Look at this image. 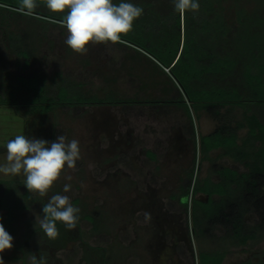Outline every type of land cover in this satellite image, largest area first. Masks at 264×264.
<instances>
[{
	"label": "rangeland",
	"instance_id": "obj_1",
	"mask_svg": "<svg viewBox=\"0 0 264 264\" xmlns=\"http://www.w3.org/2000/svg\"><path fill=\"white\" fill-rule=\"evenodd\" d=\"M261 1L242 0L250 9L262 5ZM67 35L62 25L42 23L0 6L2 94L13 92L10 84L29 82L18 79L17 73L45 81L60 73L81 84L80 96L148 101L65 104L33 114L0 103V165L7 163V141L20 134L44 139L49 145L63 134L67 141L78 140L80 148L75 168L65 167L43 197L28 191L23 173H0V193L12 188L4 200L17 215L11 228L7 209L0 207V223L13 237V247L0 254L4 264H33V257L36 264H197L200 250L215 249L226 250L222 264L264 257V230L246 244L236 243L228 227L208 220L194 232L190 208L186 212L179 198L182 180L192 166L198 177L213 179L219 165L246 169L221 148L206 157L199 151V135L218 121L205 112L191 120L174 103L159 106L154 100L171 97L174 86L134 48L90 44L81 55L66 45ZM18 49L30 52L28 64L16 53ZM245 132L246 128L239 130L241 136ZM65 184H71L70 191L64 192ZM56 194L67 195L80 211L76 228L68 230L64 225V236L52 240L36 218L43 216L42 203ZM197 196L206 199L202 193ZM198 212L194 210L196 216ZM85 213L95 221L85 218ZM246 219L253 225L259 215L251 210Z\"/></svg>",
	"mask_w": 264,
	"mask_h": 264
},
{
	"label": "trees",
	"instance_id": "obj_2",
	"mask_svg": "<svg viewBox=\"0 0 264 264\" xmlns=\"http://www.w3.org/2000/svg\"><path fill=\"white\" fill-rule=\"evenodd\" d=\"M36 2L33 16L18 10L19 0H0V6L42 23L61 25L66 13L50 12L45 0ZM121 2L141 7L143 14L134 22L133 30L122 36L123 43L118 44L134 48L152 61L174 86L171 97L154 101L160 102L159 106L182 105L191 120L201 109L210 112L219 123L212 132L199 135V151L206 157L221 148L224 155L246 167L239 171L219 165L214 180L211 176L198 177L192 166L182 180L179 198L186 212L190 208L194 232L198 227L202 229V221L208 220L228 227L236 243L246 244L257 237L258 230H264V0L252 9L242 0H198L199 11H189L184 17L175 10L174 0H113L117 5ZM16 53L23 55L25 64L29 63L28 50L18 49ZM16 77L29 82L10 84L13 92L8 96L0 91V103L15 104L31 114L65 104L148 101L113 95L80 96L81 84L60 73L51 81L23 73ZM31 79H36L35 84H30ZM235 107L242 109L241 117L233 111ZM242 127H247V132L241 137ZM11 190L10 186L3 188L0 207L7 209V225L13 228L17 215L14 206L4 200ZM198 193L206 195V199L198 197ZM46 203H42V208ZM195 209L199 211L197 216ZM251 210L258 213L259 219L248 225L246 214ZM83 216L95 221L91 214ZM63 226L57 222L61 236ZM226 254L223 249L200 250L197 264H222ZM236 264H264V257Z\"/></svg>",
	"mask_w": 264,
	"mask_h": 264
},
{
	"label": "clouds",
	"instance_id": "obj_3",
	"mask_svg": "<svg viewBox=\"0 0 264 264\" xmlns=\"http://www.w3.org/2000/svg\"><path fill=\"white\" fill-rule=\"evenodd\" d=\"M19 11L33 16L38 7L36 0H19ZM48 10L55 14H64L61 25L67 30L66 45L77 54H86L90 44L123 43L122 36L133 30L134 22L143 14V9L133 3L113 0H45ZM175 10L184 17L187 12L197 13L198 0H174ZM7 163L0 165V173L18 176L23 173L24 185L30 193L46 196L65 167L74 169L80 159L79 142L67 141L65 135L57 136L49 142L44 139L16 135L6 144ZM68 180L72 177L68 176ZM71 184L64 185V192ZM43 216L36 218L43 233L49 239L59 236L57 222H62L68 230H73L79 220L80 209L74 207L67 195H53L42 208ZM13 247V237L0 223V254ZM0 264H4L0 255ZM33 264H36L33 257Z\"/></svg>",
	"mask_w": 264,
	"mask_h": 264
},
{
	"label": "crops",
	"instance_id": "obj_4",
	"mask_svg": "<svg viewBox=\"0 0 264 264\" xmlns=\"http://www.w3.org/2000/svg\"><path fill=\"white\" fill-rule=\"evenodd\" d=\"M175 105L176 106H179V107H181V108H183L184 110H185V112L187 113V111H186V109L182 106V105H179V104H177V103H175ZM226 107L227 106H225V107H223L222 108V111H225V109H226ZM241 108L240 107H235L234 109H233V111L239 116V117H241ZM201 112H205V113H207L209 116H210V118L212 117L214 120H216V121H218L210 112H208L207 110H205V109H201V110H199V112H198V115H195V114H193V119H194V117L195 116H199L200 115V113ZM188 115V114H187ZM215 122V121H214ZM217 123V122H216ZM219 123V122H218ZM218 123L216 124V126L218 125ZM213 124V123H212ZM216 126H214V128L212 129V130H210V131H208V132H205V133H201V134H208V133H210V132H212L215 128H216ZM242 128H246V132H247V127H242ZM242 128H240V129H242ZM239 129V130H240ZM245 132V133H246ZM239 135H240V133H239ZM245 135V134H244ZM243 135V136H244ZM241 136V135H240ZM242 137V136H241ZM217 149H219V148H217ZM229 156V155H228ZM231 157V156H230ZM231 158H233V157H231ZM234 159V158H233ZM226 166H230V165H226ZM231 167H234V166H231ZM234 168H236V167H234ZM236 169H238V168H236ZM239 170V169H238ZM245 170V169H244ZM239 171H242V170H239ZM214 180H216V179H214ZM207 197V196H206Z\"/></svg>",
	"mask_w": 264,
	"mask_h": 264
}]
</instances>
